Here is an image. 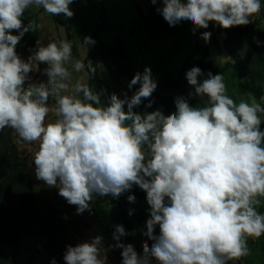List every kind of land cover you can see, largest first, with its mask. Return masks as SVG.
<instances>
[{
    "label": "clouds",
    "instance_id": "obj_1",
    "mask_svg": "<svg viewBox=\"0 0 264 264\" xmlns=\"http://www.w3.org/2000/svg\"><path fill=\"white\" fill-rule=\"evenodd\" d=\"M73 2L0 0V131L12 129L25 144L38 142L35 178L57 188L77 214L89 209L96 196L118 198L133 185L146 192L150 218L143 235L152 243L144 242L140 255L132 244L120 242L128 233L116 225L113 247L122 249V264H150L152 258L157 264H229L248 256V238L264 235V214L257 210L264 199V105L254 97L237 103L227 94L221 73L209 71L201 82L203 72L194 66L186 78L195 95L207 97L204 107L177 97L176 111L169 115L138 113L133 109L142 99L151 107L157 88L150 67L131 79L129 89L140 85L131 97L112 93L104 103L102 93L87 84L77 81L70 87L69 65L75 71L84 68L82 61L73 62L71 41L50 39L45 46L37 40V50L27 61L21 59L16 45L36 28L32 21L23 25L25 11L35 5L72 18ZM161 3L156 10L169 26L191 21L194 29H207L209 22L223 29L246 26L261 11V0ZM210 37V32L202 33L206 43ZM94 44L84 37L83 46ZM41 63L47 65V82L26 86L29 73L40 71ZM91 72L95 75L94 68ZM50 113L55 120L46 122ZM102 240L96 236L67 245L65 264H107ZM51 264H56L54 258Z\"/></svg>",
    "mask_w": 264,
    "mask_h": 264
},
{
    "label": "rangeland",
    "instance_id": "obj_2",
    "mask_svg": "<svg viewBox=\"0 0 264 264\" xmlns=\"http://www.w3.org/2000/svg\"><path fill=\"white\" fill-rule=\"evenodd\" d=\"M69 7L74 12L72 18L53 16L42 7L30 6L21 18L22 23L27 26L32 21L36 28L25 33L18 44L28 41L36 31L38 40L45 46L50 39L71 41L73 62L82 61L84 68L75 71L69 65L72 73L70 87L77 81L89 86L86 68L93 66L97 69L102 84L101 100L104 103H107L108 96L112 93H116L121 99L125 93L131 97L140 86L137 84L129 89L131 79L137 72L143 73L146 67H150L152 77L157 82V88L150 99L162 101L165 95L175 92L176 97H184L191 106L204 107L207 97L195 95V86L188 83L186 73L194 66L199 67L203 72L198 77L201 82L209 71L217 74L207 67L205 52L210 56L214 69L225 67L221 74L224 76L227 94L237 103L241 97H254L244 90V83L252 84L254 88L264 92L263 3L259 15L254 17L252 23L229 29H223L214 22H209L207 29H194L191 21H181L175 26H169L156 10L163 7L161 0H157L155 5L150 0H74ZM205 31L211 33L207 43L202 38ZM12 34L19 35V32L13 30ZM86 36H90L95 44L83 46ZM15 51L25 61L32 55L16 48ZM90 55L94 57L86 62ZM103 56L108 59L109 67ZM46 67V64L41 63L40 71L29 73L31 79L26 82V86L27 83L47 82L48 77L43 72ZM240 67L249 70L250 78L240 75ZM166 81H175V91L164 89ZM254 98L264 105V100ZM175 100L171 104L173 112L176 111ZM148 103L149 100L142 99V103L133 110L138 113L151 112L147 107ZM48 104L54 106V101L50 99ZM54 120L52 113L46 118V122ZM260 128L264 131V121ZM12 139L20 155L34 170L33 160L38 142L25 144L13 130ZM142 192L143 198L125 204V217L134 231L129 242L138 247L143 255L144 242L151 246L152 241L143 235L147 231L150 206L147 204L146 192ZM34 194L42 202L48 228L45 233L26 235L23 238L13 264H51L53 258L56 264H65L63 254L67 245L90 242L96 236L103 238L101 256H107V264H122L121 249L113 247L117 242L113 236L102 231L90 205L82 214H77L76 206L69 205L58 194L57 188H50L40 180L36 181ZM105 209L112 216L115 226L120 225L122 217L119 208L106 203ZM257 210L264 214V199ZM155 232L159 234L158 226ZM124 240L125 236L121 237L120 242L123 243ZM247 244L249 255L229 264H264V235L258 239L249 237ZM150 264H157V261L152 258Z\"/></svg>",
    "mask_w": 264,
    "mask_h": 264
},
{
    "label": "trees",
    "instance_id": "obj_3",
    "mask_svg": "<svg viewBox=\"0 0 264 264\" xmlns=\"http://www.w3.org/2000/svg\"><path fill=\"white\" fill-rule=\"evenodd\" d=\"M261 3L264 4V0H261ZM38 39L36 31L28 41L19 43L16 49L33 54L37 50ZM92 57L94 56H88L85 61H89ZM204 57L207 67L214 73L218 74L225 71V67L221 69L212 67L211 59L207 52L204 53ZM103 58L109 67L108 59L105 56ZM92 68L95 69V75L91 72ZM86 69L89 74V87L94 92L102 93V84L99 80L97 69L93 66H87ZM240 75L250 78L249 70L245 67H240ZM175 86V81H166L164 83L165 90L171 89L175 91ZM243 88L258 99L264 97V92L254 88L252 84L244 83ZM176 98V93L174 92L170 95H165L162 101L161 99H150L152 104L149 108L151 112L160 110L165 115H169L173 113L171 104ZM36 181L34 170L27 160L20 155L19 149L12 139V129L5 128L0 131V264H13L23 238L26 235L45 233L48 228L42 202L34 194ZM129 195H134L135 200L143 198L142 189L133 185L132 189L125 191L118 198L111 195L96 196L90 203L102 231L109 236H113L115 224L112 216L105 209V204L110 203L119 208V213L122 217L120 225H123L128 233L123 241L124 244H132L129 239L134 232L133 227L127 222L125 217V204L129 203L127 199ZM133 246L137 253L142 255L140 249L135 245Z\"/></svg>",
    "mask_w": 264,
    "mask_h": 264
}]
</instances>
